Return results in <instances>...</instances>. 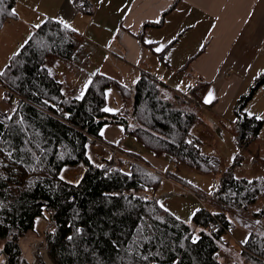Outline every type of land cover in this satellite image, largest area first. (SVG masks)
I'll return each mask as SVG.
<instances>
[{
  "label": "trees",
  "instance_id": "1",
  "mask_svg": "<svg viewBox=\"0 0 264 264\" xmlns=\"http://www.w3.org/2000/svg\"><path fill=\"white\" fill-rule=\"evenodd\" d=\"M16 2L0 3V29L16 18L11 14ZM76 2L86 7L85 1ZM166 13L160 23L143 27L159 26ZM39 25L10 56L0 76L5 100L15 101L12 119L0 120V240L6 264H28L20 238L35 228L45 211L50 219L46 250L53 264H222L219 251L229 247L225 235L236 225L230 214L251 209L261 200L263 207L253 213L258 221L264 218V177L248 180L235 175L244 151L264 126V119L245 111L264 84V73L235 100L236 119L223 122L238 151L233 164L223 167L221 157L206 152L202 140L192 134L200 118L195 108L207 93V82L191 86V96L176 95L174 101L165 95L166 85L149 71H141L133 90L95 72L83 98L69 96L49 62L73 60L83 36L55 18ZM113 85L128 101L116 113L103 111L106 90ZM108 123L121 124L156 156L170 155L174 163L219 175V187L210 196L214 210L200 208L188 223L162 208L154 191L148 192L156 191L163 179L146 162H128L129 170L123 159L92 162L88 145L100 138ZM254 158L264 167L258 150ZM79 164L86 170L78 183L61 176L65 166ZM166 176L190 187L176 172ZM239 246L242 260L234 264H264V229H251Z\"/></svg>",
  "mask_w": 264,
  "mask_h": 264
},
{
  "label": "crops",
  "instance_id": "2",
  "mask_svg": "<svg viewBox=\"0 0 264 264\" xmlns=\"http://www.w3.org/2000/svg\"><path fill=\"white\" fill-rule=\"evenodd\" d=\"M79 1L80 4L85 1L86 7H79L76 0H17L16 18L7 20L0 29L4 54L10 57L23 41L22 37L32 34L44 19L55 18L62 19L83 36L73 60L49 62L69 96L84 94L95 72L133 90L141 71L146 70L166 85L165 95L177 101L176 95L189 93L193 85L185 78V71L200 73L203 81L209 84L207 93L213 91L215 99L211 104H205L203 99L194 107L200 117L195 125L202 127L193 135L202 140L203 146L211 147L209 153L219 155L214 148L217 141L211 129L228 132L223 122L236 119L235 100L247 93L248 85L264 73V0ZM165 12V19L159 26L143 27L146 23H160ZM146 40L154 43L147 44ZM161 45L165 46L161 51L163 57L155 51ZM88 55H91L90 67L85 68ZM0 88L4 90L1 85ZM106 93V107L114 110L111 113L125 108L128 101L116 86L107 88ZM14 109L15 103L0 101V120L7 121L6 117L11 116ZM245 111L264 117V84L248 102ZM101 132L104 135L88 145L92 162L102 164L123 159L124 165H128L130 158H137L151 169L172 171L170 155L156 156L121 124H105ZM256 141V150L264 155V126ZM111 148L119 153L113 155ZM85 170L84 164L65 166L61 176L76 184ZM168 181L181 187L172 179ZM250 230L239 226L229 233L235 235L240 244L248 239Z\"/></svg>",
  "mask_w": 264,
  "mask_h": 264
},
{
  "label": "rangeland",
  "instance_id": "3",
  "mask_svg": "<svg viewBox=\"0 0 264 264\" xmlns=\"http://www.w3.org/2000/svg\"><path fill=\"white\" fill-rule=\"evenodd\" d=\"M30 35L31 33H27L25 37H22L23 41L20 43V45L18 43V45L14 49V53L20 49V47L25 43ZM4 45L5 44L1 39L0 47L2 48V51H0V72L4 69L10 58L8 57V55L4 54ZM190 82L193 81L190 80ZM250 84L251 85H248V87L245 89V92L247 93L254 83L252 82ZM3 100L7 101L5 100L4 90L0 88V101ZM14 102L15 101L13 100V103ZM201 127V124L195 125L192 129V134H197ZM211 130L212 135L217 141V145L215 144L214 148L223 161V167H228L229 165L233 164L234 158L238 153L233 137L229 132L226 131L221 130L222 132L219 133L215 132L214 128H212ZM256 148L257 141L251 144V146L244 151V159L242 163L235 169V175L238 178H246L248 180H252L260 177L261 174H264V167L259 165L254 158ZM203 149L208 153L211 151V147H208V145L203 146ZM261 155H263V153ZM130 161L139 163V159L137 158H130ZM140 163L142 162L140 161ZM171 165H173V163ZM178 167L179 168L176 173L182 179L187 181L190 184V187L184 186L182 184L181 187H177L176 185H174L175 183L172 184L170 181H168V179L162 178L163 180L161 182V185L157 188V190L155 191L150 189L148 192L152 194V192L154 191V195L158 197L163 196V198L160 199L162 200V202H164V205L166 207L171 209L182 220L191 223L192 218L198 209L205 207L209 210H214V207L212 206L210 200V196L219 187V175L204 174L195 168L182 164H179ZM124 169L129 170V165H124ZM153 170L159 171L162 174H166V172H168V170ZM193 187H196L197 190ZM262 207L263 201L259 200L253 205V208L251 209H237L233 211L230 214V218L235 222V228L242 226L244 228L249 227L250 229H257L258 227L264 229V218L258 221V218L253 213V211H260ZM49 228L50 219L48 212L45 211V215L37 219L35 228L33 230H29L24 236L20 238L22 257L27 261L28 264H53L46 250L47 248L45 235ZM225 238L229 240V247L223 246L221 248V250L219 251V260L222 262V264H234L236 261H241V247L239 246L240 244L238 243L236 236L232 235V233H227L225 235ZM240 241L241 240L239 238V242ZM240 243L243 244L244 242ZM3 244L4 240H0V264H6V257L3 253Z\"/></svg>",
  "mask_w": 264,
  "mask_h": 264
},
{
  "label": "snow or ice",
  "instance_id": "4",
  "mask_svg": "<svg viewBox=\"0 0 264 264\" xmlns=\"http://www.w3.org/2000/svg\"><path fill=\"white\" fill-rule=\"evenodd\" d=\"M2 2H3V0H0V3H2ZM2 11H3V10L0 9V14H2ZM11 14H12V15H16V11H15V9L12 10V13H11ZM156 22L159 23V21H156ZM59 23L63 24L65 27H69V25H68L65 21H63L62 19L59 20ZM36 27L39 28V27H41V25H36ZM73 30H75V29H73ZM29 39H31V37H30ZM145 43H147V44H153L154 41H152V40H146ZM164 47H165L164 45H161L160 47L155 48V51H156V52H161V51L164 50ZM3 75H4V73H3V72H0V76H3ZM160 79H163V77H161ZM88 83L91 84L92 82H91V81H88ZM86 87H87V85H86ZM77 98H78V99L83 98V93L81 94L80 97H77ZM214 99H215L214 93H213V91L210 90V91L207 93L206 97L204 98V101H203V102H204L205 104H211V103L213 102ZM103 111H105V112H112V111H114V110L111 109V108H107V107H106V108L103 109ZM248 115H249V116H252L253 113L249 112ZM6 118H7L8 120H11V119H12V117H11L10 115L7 116ZM255 119H257V120H261V119H264V117H262V116H255ZM100 135L103 136L104 133L101 132ZM188 143H191V141H188ZM90 159H91V157H90ZM161 207L163 208L164 205L161 204ZM194 242H195V241H194ZM245 242H246V241H245Z\"/></svg>",
  "mask_w": 264,
  "mask_h": 264
},
{
  "label": "built area",
  "instance_id": "5",
  "mask_svg": "<svg viewBox=\"0 0 264 264\" xmlns=\"http://www.w3.org/2000/svg\"><path fill=\"white\" fill-rule=\"evenodd\" d=\"M90 59H91V55H88L87 56V59H86V62L84 64L85 65V68H89L90 67ZM184 76H185V78L190 79V80L193 81V85H192L193 87L194 86H198L200 83L203 82V77H202V75L200 73H195V72H192V71H185ZM186 95L191 96L190 93H187ZM93 139L95 141H98L99 140V138H93ZM111 151H112V154L113 155H117L119 153V151L117 149H115V148H111ZM178 166H179V164L173 162V165H171V170L173 172L177 171L178 168H179ZM152 171L155 172V173H158L157 171H154V170H152ZM159 175L163 179H166L167 178L166 174L159 173ZM168 179H170V178L168 177Z\"/></svg>",
  "mask_w": 264,
  "mask_h": 264
},
{
  "label": "bare ground",
  "instance_id": "6",
  "mask_svg": "<svg viewBox=\"0 0 264 264\" xmlns=\"http://www.w3.org/2000/svg\"><path fill=\"white\" fill-rule=\"evenodd\" d=\"M217 228V227H216Z\"/></svg>",
  "mask_w": 264,
  "mask_h": 264
}]
</instances>
